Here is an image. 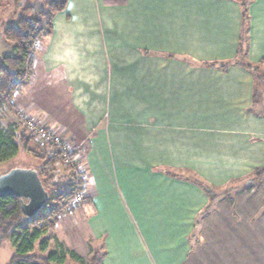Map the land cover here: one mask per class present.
Returning <instances> with one entry per match:
<instances>
[{
	"label": "crops",
	"instance_id": "0c3cea01",
	"mask_svg": "<svg viewBox=\"0 0 264 264\" xmlns=\"http://www.w3.org/2000/svg\"><path fill=\"white\" fill-rule=\"evenodd\" d=\"M246 9L245 59L264 70V0ZM52 24L29 87L12 101L48 128L69 126L79 147L85 201L52 238L72 250L55 232L98 241L102 264H264V191L203 217L205 193L166 174L224 187L264 168L254 77L203 66L235 59L240 0H68ZM63 91L62 110L52 104ZM59 181L68 192L67 174Z\"/></svg>",
	"mask_w": 264,
	"mask_h": 264
},
{
	"label": "trees",
	"instance_id": "16d2710c",
	"mask_svg": "<svg viewBox=\"0 0 264 264\" xmlns=\"http://www.w3.org/2000/svg\"><path fill=\"white\" fill-rule=\"evenodd\" d=\"M68 0H50L46 10L39 17L27 18L13 16L7 21V26H1L0 35L12 46V54L2 57L0 62V164L16 158L21 150L36 154L28 147L27 133L16 121L3 124L1 117L7 108H14L12 101L19 92L29 87V77L34 73L36 63L42 55V44H46L51 36L53 17L67 7ZM243 8L244 30L240 39V50L234 60L227 62H205L206 68L227 70L232 66H240L254 77L255 85L264 80V70L260 66L251 64L245 59L244 42L247 39L249 22L246 0H240ZM143 54H148L144 51ZM175 59V56H167ZM49 147L51 151L44 157L35 155L42 161L39 167V177L47 190L53 185V176L43 179V173L52 171L58 164H62L61 150L58 147ZM46 158V159H45ZM69 170L67 175L69 191L58 193L55 200L48 201L43 210L34 218H27L21 208L22 200L15 196L0 197V247L5 241H12L16 254L9 264H102L103 254L93 250L92 258H86L77 251L68 248L57 237H51L55 230L57 216L70 212L68 206L76 196V192L84 191V181L79 173ZM172 178L188 181L200 188L208 198V204L202 216H209L216 205L222 200L233 202L237 196L244 193L261 191L260 184L264 185V168L256 169L251 175L241 181H236L224 187H215L199 176L186 178L166 172ZM56 176V175H55ZM56 178V177H54ZM241 186V188H239ZM239 188V189H238ZM49 197L51 193L48 191ZM232 193H235L232 197ZM50 199V198H49ZM42 224V225H41ZM52 238V239H51Z\"/></svg>",
	"mask_w": 264,
	"mask_h": 264
},
{
	"label": "rangeland",
	"instance_id": "374dc122",
	"mask_svg": "<svg viewBox=\"0 0 264 264\" xmlns=\"http://www.w3.org/2000/svg\"><path fill=\"white\" fill-rule=\"evenodd\" d=\"M50 0H0V29L1 26H7V21L10 20L11 17L16 16V17H27V18H36L39 17L40 13L42 11L46 10L47 3H49ZM143 44L145 46V42H143L141 39H139L138 46L143 47ZM41 48H43L41 46ZM12 46L5 40L3 35H0V62L2 60V57L5 55H10L12 54ZM145 56V54H143ZM122 58V60H129L131 58V54H122V55H117ZM135 56V54L133 55ZM139 61L145 60V58H141V53L138 54ZM156 61H163L162 59H155ZM30 81H32V77H29V84ZM52 94V93H50ZM54 97V96H53ZM52 97V98H53ZM63 100H62V98ZM68 99L67 94L65 95V92L63 91L61 95L58 97L59 100L55 102V104H52L55 106V108L58 109H64L62 106L66 104V100L64 98ZM255 102L259 105L257 109L261 110L263 108V102H264V80H262L259 84H257L256 89H255V97H254ZM61 110V111H62ZM9 112V114H8ZM16 117V121L22 126V128H25L24 126V121L22 118H20V115L23 117H30L32 119H37L44 123L46 126H48L47 122H45V119H42L34 114V112L30 108H21L17 107L14 105V108L9 107L5 111V113L1 117V122L5 125L7 124L11 119V114ZM14 120V118L12 119ZM62 124V123H58ZM62 135L65 138L72 139L71 133L69 134V131H72L69 126L62 124ZM67 129V131H66ZM26 130V128H25ZM69 130V131H68ZM28 137H31L32 135L28 134ZM75 136V135H74ZM76 137V136H75ZM78 139V138H77ZM28 147L34 151L36 154L31 153L29 151L21 150L19 155L14 158L13 160L2 163L0 164V176L9 173L11 170L16 169V168H27V169H32L36 170L39 172V167L42 164V161L39 158H36L35 155H40V157H45L51 149L49 147H44L41 145L33 136L28 140ZM46 159V158H45ZM76 159H77V154H76ZM78 161V159H77ZM80 162L78 161V164ZM73 170L77 173L82 174L84 167L79 165L77 169H72L70 167H67L63 164H58L55 169V174H52V171H48L43 173L42 178L43 179H48L50 175L53 176V185L47 189L51 193L50 195V202L52 203L56 196L57 193L64 188L63 182L59 181L60 178L64 175L69 173V170ZM82 171V172H81ZM56 175V176H55ZM56 177V178H54ZM264 184V183H263ZM241 188V186H239ZM238 188V189H239ZM262 191H264V185L260 184V187L258 188ZM78 192H83L84 191H77ZM85 195V194H84ZM235 193H232V197H234ZM85 201V199H84ZM83 201V202H84ZM73 201L71 202V204ZM83 204V203H82ZM81 204V205H82ZM80 206L72 208L74 209H79ZM62 215V214H61ZM57 219V218H56ZM80 222V220H79ZM57 233V234H56ZM55 234L60 236L63 240H65L70 247H72L74 250H76L79 254L86 258H92L93 256V250L100 251V244L96 240H92V238H85L81 239L79 237H74L70 232L67 235H62V233L55 232ZM54 234V235H55ZM52 237V236H51ZM52 239V238H51ZM70 243V244H69ZM16 254V248L13 245L12 241H5L1 247H0V264H9L11 258Z\"/></svg>",
	"mask_w": 264,
	"mask_h": 264
},
{
	"label": "water",
	"instance_id": "95a60500",
	"mask_svg": "<svg viewBox=\"0 0 264 264\" xmlns=\"http://www.w3.org/2000/svg\"><path fill=\"white\" fill-rule=\"evenodd\" d=\"M6 196L20 198L22 211L29 219L40 213L49 201V193L38 172L27 168H16L0 176V197Z\"/></svg>",
	"mask_w": 264,
	"mask_h": 264
},
{
	"label": "built area",
	"instance_id": "2783aa9c",
	"mask_svg": "<svg viewBox=\"0 0 264 264\" xmlns=\"http://www.w3.org/2000/svg\"><path fill=\"white\" fill-rule=\"evenodd\" d=\"M20 118L24 121L26 130L43 146L58 147L61 150L62 162L65 166L72 169L79 167L76 159V154L79 147L75 146L73 139L65 138L58 130L48 128L44 123L37 119L30 117ZM85 199L83 192H78L73 200V203L68 206V210L80 206ZM63 214L58 215V221L62 218ZM42 225V224H41Z\"/></svg>",
	"mask_w": 264,
	"mask_h": 264
}]
</instances>
